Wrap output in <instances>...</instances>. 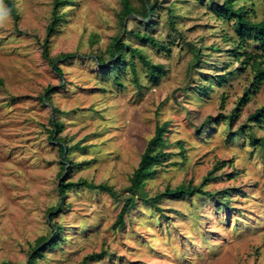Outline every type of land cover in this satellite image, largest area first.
I'll return each mask as SVG.
<instances>
[{
  "label": "rangeland",
  "instance_id": "374dc122",
  "mask_svg": "<svg viewBox=\"0 0 264 264\" xmlns=\"http://www.w3.org/2000/svg\"><path fill=\"white\" fill-rule=\"evenodd\" d=\"M131 1L142 8L143 0ZM14 2L19 19L9 12L0 26V264H27L38 237L52 235L56 225L63 226V239L46 245L37 264H79L92 254L88 264H264V147L256 143L264 127L247 122L264 104V82L252 87L251 67L238 69L233 20L214 10L223 0H157L148 31L169 50L130 35L146 26L137 12L123 20L121 0H70L49 38L51 56L77 52L58 62L63 75L43 53L54 1ZM238 4L254 19L263 17L264 0ZM119 35L164 64L166 73L156 83L137 55L140 83L128 64L114 72L97 62L103 55L111 63L108 49ZM191 44L202 48L197 60ZM47 86L53 87V104L41 99ZM246 93L249 99L231 124L226 116ZM53 106L64 124L60 136L74 146L71 159L77 165L66 178L108 182L122 193L119 198L77 187L50 219L67 169L61 178L59 173L63 163L71 164L63 162L60 143L49 137ZM165 120H170L165 136L171 153L148 180L149 194L182 182L200 184L224 161L204 188H235L230 205L207 195H165L160 211L138 198L125 226L115 227L141 153L157 122Z\"/></svg>",
  "mask_w": 264,
  "mask_h": 264
},
{
  "label": "trees",
  "instance_id": "16d2710c",
  "mask_svg": "<svg viewBox=\"0 0 264 264\" xmlns=\"http://www.w3.org/2000/svg\"><path fill=\"white\" fill-rule=\"evenodd\" d=\"M8 5L10 13L15 20H18L20 17L19 10L14 2V0H4ZM53 17L51 22L47 27V36L43 41V53L44 56L49 60L54 69L61 75H63V70L58 64L60 60H67L75 55L77 52H61L57 56H51L49 51V42L50 35L53 31H56L61 20L64 17V14L61 13L63 5L68 4L70 0H53ZM123 5V20L124 18L134 12L142 14L146 30H130V35L137 38L142 44H150L155 47H159L164 50H169V46L164 44L161 40L156 38L149 30L150 28V16L154 15L157 10V0H143L142 8H136L133 6L131 0H121ZM171 9V8H170ZM215 12L218 13L221 17L229 20H233L234 31L238 37L237 39V48H233L234 54L241 59L242 65L238 69H244V67L250 66L253 70V81L251 82L252 87H258L261 83L264 82V14L263 17L259 20L254 19L250 14V10L245 4H238V0H223V3H215L214 7ZM171 24H175L174 18L171 19ZM215 49H219L218 46ZM252 47V49H249ZM194 58L197 60L200 58L202 53V48L197 45H192ZM108 53L111 59V63H108V59L103 55H97L96 60L99 64H103L104 67H107L108 71L118 72V70H125L127 64L131 67V70L134 75V81L140 83L139 74L136 66L135 55H137L140 61L145 65L150 80L154 83L166 73V69L163 63L153 62L147 54L140 47L131 46L128 42L124 41L122 37L115 36L113 42L111 43ZM242 57V58H241ZM52 93L53 87L47 86L45 92L42 93L41 99L43 101L52 102ZM248 93L240 98L233 111L226 117L232 124V122L239 116L242 106L248 101ZM59 108L57 106L52 107L53 115L50 118L52 127L49 128V137L57 139L59 144V150L61 156L65 158L63 162L71 163L70 166H67L63 163L62 170L59 173L61 178L63 173L66 171V174L61 178L59 182V192L61 195V201L55 206L51 207L49 210L50 219L55 215L54 210H62L67 196V192L77 187L86 186L92 189H100L115 198H119L122 193L117 190L112 184L108 182H95L89 180L88 178H79L77 180H68L66 177L71 173V166L75 167L77 163L73 162L71 159V153L74 146H67L65 143V138L60 136V133L63 130V122L58 119L57 112ZM212 116L209 115L206 117L205 122L211 120ZM255 122L263 125L264 127V104L256 108L252 113L249 114L247 122ZM170 120H165L163 122H157L155 132L152 137L148 140L143 152L141 153L140 161L137 167L134 169L131 177L130 183L126 186L125 191L127 194L123 198V204L118 216L114 221L113 225L116 227H124L126 224L125 216L137 205V199H141L144 203L156 207L158 210L162 211L163 208L159 205L158 201L163 196H168L174 199L181 198H191L195 194L207 195L210 197H216L220 203L230 205L228 199L232 196L235 188H223L220 190H208L204 186L216 179L217 170L221 169L225 164L224 161L217 162L212 169L204 177L203 181L200 184H194L192 181L182 182L176 186L168 185L164 191H160L155 196H151L149 191L146 188L147 182L149 179L153 178L157 172L160 165L164 164V161L168 159L170 151L166 149L167 147V138L166 132L169 130ZM244 125H251L245 123ZM201 128V129H200ZM244 128V127H243ZM242 128V129H243ZM200 132H202V124L198 126ZM57 134V135H56ZM239 132H236L234 137H237ZM257 142L264 147V136L262 138H256ZM255 143V145H256ZM78 146V145H76ZM63 229L62 225H56L54 233L50 236L41 235L38 237L35 245L30 251V256L27 259V264H37L39 257H44V250L46 245L56 246L61 243L63 238L60 237L61 231ZM94 255V254H92ZM86 256L82 259L79 264H88V259L92 256ZM1 264H7V262H2Z\"/></svg>",
  "mask_w": 264,
  "mask_h": 264
},
{
  "label": "clouds",
  "instance_id": "9594fccd",
  "mask_svg": "<svg viewBox=\"0 0 264 264\" xmlns=\"http://www.w3.org/2000/svg\"><path fill=\"white\" fill-rule=\"evenodd\" d=\"M9 8L4 5L3 0H0V26H2L9 18Z\"/></svg>",
  "mask_w": 264,
  "mask_h": 264
}]
</instances>
